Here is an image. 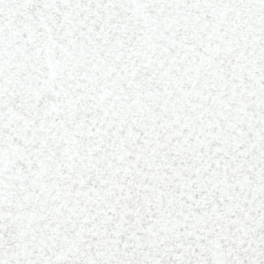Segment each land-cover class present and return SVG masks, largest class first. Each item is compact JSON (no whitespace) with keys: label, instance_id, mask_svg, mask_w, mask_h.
Here are the masks:
<instances>
[{"label":"snow or ice","instance_id":"snow-or-ice-1","mask_svg":"<svg viewBox=\"0 0 264 264\" xmlns=\"http://www.w3.org/2000/svg\"><path fill=\"white\" fill-rule=\"evenodd\" d=\"M0 264H264V0H0Z\"/></svg>","mask_w":264,"mask_h":264}]
</instances>
